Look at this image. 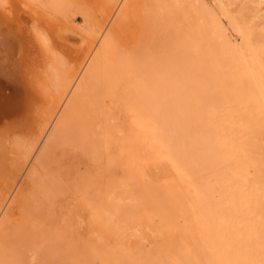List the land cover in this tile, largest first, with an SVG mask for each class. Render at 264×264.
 Here are the masks:
<instances>
[{
  "label": "bare ground",
  "instance_id": "6f19581e",
  "mask_svg": "<svg viewBox=\"0 0 264 264\" xmlns=\"http://www.w3.org/2000/svg\"><path fill=\"white\" fill-rule=\"evenodd\" d=\"M211 1L213 5L203 0H157L152 8L148 0H0V215L43 141L54 145L52 142L70 131L68 149L72 141L84 140L96 127L92 122L99 125L103 106L108 104L106 98L114 94L119 83L118 62L106 57V52L119 44H137L148 27L157 23L163 28L165 45L158 54L140 60L138 65L150 81L146 83L144 77L146 84L137 82L135 87L146 119L136 120L130 137H126L137 145L136 150L145 144L161 150L158 159L165 165V172L160 170L163 183L159 186L155 177L143 180L141 190L132 191L136 204L115 206L103 220L110 225L121 214L147 207L148 213L154 210L165 217L164 225L152 230L164 236L178 212L181 188L194 176L196 185L189 191L198 204L221 208L220 219L230 221L229 229L223 232L241 240L238 249L245 259L243 264H264V160L259 151L264 149V59L248 41L250 22H237L225 0ZM75 9L88 14L87 27L74 25ZM258 13L254 12L253 18L262 15ZM156 25L150 28L155 30ZM75 32L80 41L71 37ZM160 38L158 43L163 41ZM44 145L43 149L48 146ZM75 145L76 151L82 144ZM99 155L100 151L91 156L96 170L89 173L87 188L95 185L99 190L98 184L105 182L103 178L114 166L113 156L109 155L112 159H106L104 165ZM213 197L219 204H213ZM1 236L5 238L0 234V264L41 262L40 251L35 250L40 243L30 245L25 238L27 247L23 248L11 240L6 242L7 237L3 241ZM193 236L192 231L182 230L176 250L178 264H202L199 239ZM19 237H13L14 243H20ZM216 257L225 264L230 260L220 250Z\"/></svg>",
  "mask_w": 264,
  "mask_h": 264
},
{
  "label": "rangeland",
  "instance_id": "374dc122",
  "mask_svg": "<svg viewBox=\"0 0 264 264\" xmlns=\"http://www.w3.org/2000/svg\"><path fill=\"white\" fill-rule=\"evenodd\" d=\"M148 1H151L149 7L155 8L154 5L156 4L157 0ZM203 1L209 5H213L211 0ZM224 3L228 6L231 14L237 22L244 23V20L250 22V25H248L251 26L252 33L250 34L248 41L259 57L264 59V0H225ZM258 10V14L262 15L260 17L253 18L254 12ZM73 12L74 14L72 13V19L74 25L80 29L82 27H87V22L89 20L88 14H86L85 11L81 9H75ZM152 13L153 11L151 14ZM252 18L255 19L253 22H251ZM156 24L157 23H152L150 27H154ZM150 27H148L146 33L142 35L144 38L141 36L140 41H138L137 44L135 43L133 46H128L124 43L119 44L113 50L106 52L108 54H106V57L110 56V58H113L116 62H118L117 66L119 68V83L115 92L113 91L114 94L109 96V99L108 97L106 98V102L108 104L106 105L105 103L103 106V111H101L102 114L98 112L99 115L101 114V119L99 118L101 123L98 121V125L97 121L92 122L96 127H93L90 132L88 131L86 133V138L84 140L82 139L83 142L80 141V139L74 140L73 138L75 142L73 143L72 141L68 149L67 146L69 134H71L70 131L63 133L55 143L52 142L54 145H48V141H43V144H41L39 147L40 149L37 150L38 153H35L37 155H33L35 158L32 157L30 159L25 174L20 179L13 195L11 196L10 200H8L7 205L0 215V234L2 235L3 233L5 238L7 237L6 242L11 243L9 241L11 240L13 241L12 244H18V242L14 243V238L17 240V237L20 236L21 238L19 237L18 239H21V241L18 240L20 243L18 245L16 244L15 246H20L21 244V247H27V245H24L27 243V240L28 243L30 242V245H32L31 243H35V245L40 243L39 246L36 245L37 248H35V250L38 249L40 251L38 252L39 258L42 256V258H40L41 260H39L41 261L39 264H74L76 262L75 259L78 260V263L76 264H82V262L83 264H178L177 257H179V255L177 256V249L179 248L178 241L180 239L179 236L181 235L182 230L192 231L194 235L193 239L196 241L199 239L197 241V246L203 252V255L200 252L202 264H204L205 260V264H212L215 260L216 262H214V264H223L224 261L219 262L216 257L217 250L223 252L224 257L229 256L228 258L230 259V262L228 261L227 264H243L245 261L241 254V250L238 249V247H240L239 244L241 243L239 241L241 240H238V238L235 236L229 235V233L223 232L224 230L229 229L228 226L230 225V221H227L228 219L226 218H223L224 220L220 219V217L223 216V214H219L221 208L219 209V207H217L216 209V207L213 206L215 207L213 208L211 204L210 207L208 206L209 204L207 207L206 205H200L197 203L198 200L194 198V193L191 192L193 191V185H196L194 182L196 177L194 176H190L186 185L181 188V193L177 197L178 212L176 213L175 217L172 218L173 220L171 219V229L164 232L165 237L162 234L161 238L160 234H155L152 231H157L162 227V225H164L163 222L165 221V217L159 215L154 210L148 213L147 207H141L142 210L139 208L137 211H132L124 215L121 214V216L115 217L112 224L110 223V225L109 222L103 220L107 211L113 210L115 206L123 205L130 207L136 204L135 202L137 200H134V196H136L134 194L136 193L135 190H141L143 187L142 183H144V181L146 182L147 180L151 179V177H155L157 182L160 184L159 186H161L163 183L160 181V170L164 171L163 168H165V165H163V163L160 161V158L158 159V157H160L161 150H155L152 148V146L150 148L149 144L143 145V148L138 147V150H136L137 145L130 142V139H127V137H130L128 134L131 135L132 128L135 123L139 120L142 121L146 119L143 118L145 116L143 113V107L135 94V87L138 86L137 82L142 83L147 80L145 82L148 83L150 81L148 74H146L143 68L139 66L141 64L140 60L151 54H158L159 51L157 50H160V48L164 47L165 45V43L163 45V42L165 41L163 39L164 36L162 35L164 31L161 32L163 28L157 24L155 26V30L157 29L158 31H156L159 32L157 33L153 28L151 29ZM151 30H153V32ZM146 34L148 36H145ZM154 35H159L161 38L159 36H155V39ZM71 37L74 41H80L81 39L78 32L73 33ZM159 38L163 41L158 43L157 41ZM159 44L161 45L160 47ZM152 50L156 51L153 52ZM135 74L137 76H135ZM145 82L143 84H146ZM103 118L105 121L102 120ZM121 122L123 126H120ZM129 123L130 125L128 126ZM126 126L129 127L127 128L128 130L126 129ZM68 132L69 134H67ZM103 135L105 138H103ZM121 140L123 142H121ZM44 142L48 143L45 144ZM79 143L82 144L81 146L83 147L79 146L77 147L78 151H75V146H77L75 144L80 145ZM43 145L44 147L48 145L46 148L50 147V149H43ZM261 147L264 148V142L261 144ZM45 149L46 152H44ZM67 150H69V153L71 152V156H68L69 153ZM99 151L100 163L104 165L106 164V159L109 158V160H111L112 158H110V156L114 157L112 159L114 166H112L111 171L109 170V173H107V175L103 178L105 182H103L101 185L98 184L100 187L99 190L101 189L100 191L104 193H100L98 187L95 185H92L90 188H87L86 186L88 185L86 184L87 181H89V173H92V171L96 170V168H94L96 166L92 164L91 156L94 153L98 154ZM151 151H154V154ZM259 151H261L260 153L262 154L264 160V149ZM41 154L45 155L42 157ZM161 158L163 159L162 156ZM177 163L179 168L183 167L179 161ZM157 175L159 177H157ZM161 180L164 181L165 179ZM139 183H141V185H139ZM129 184L130 186H128ZM103 187L105 188L103 189ZM215 197L218 198L217 195ZM216 198L215 200H217ZM218 199L220 200V198ZM215 200L213 197V204H219L218 202L220 201L217 200L214 202ZM210 209L215 212L213 213L210 211ZM196 211L198 215L196 214ZM199 211H201L200 214ZM203 214H205L206 217H204ZM211 216H214V218H211ZM150 217L151 219H149ZM202 219H205L206 222H203ZM195 220L200 221L196 222ZM216 224H218V226ZM219 224L221 225L219 226ZM214 225H216V228ZM202 228L203 230L201 231ZM196 232H198V234H196ZM152 234H154V237ZM9 236L11 239H9ZM5 238L2 237V240L4 239L3 241H5ZM24 239L26 240V243H24ZM29 239L31 241H29ZM224 241L227 242L225 243ZM213 242H215L217 245L215 244V246ZM220 242L224 243L221 244ZM230 243L234 244L232 245ZM174 245L175 247H173ZM165 246L167 247L165 248ZM209 248L212 254H210V250L207 251ZM171 251L175 252L171 253ZM162 252L165 254H162ZM207 253L210 256L212 255L210 259L209 255L207 257ZM214 253L215 256L213 255ZM231 253L232 255H230ZM153 255L154 257H152ZM165 255H167V257H165ZM31 258H33V256H31ZM173 258L176 259L173 260ZM34 259L32 261H34ZM211 260L213 262H211ZM244 264H246V262Z\"/></svg>",
  "mask_w": 264,
  "mask_h": 264
}]
</instances>
